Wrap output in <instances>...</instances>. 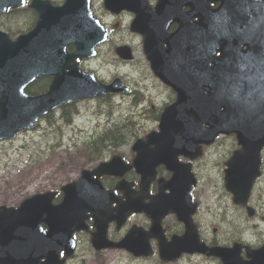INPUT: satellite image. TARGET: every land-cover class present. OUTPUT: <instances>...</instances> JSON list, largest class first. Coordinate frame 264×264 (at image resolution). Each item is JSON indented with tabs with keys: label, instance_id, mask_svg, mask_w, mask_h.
<instances>
[{
	"label": "water",
	"instance_id": "95a60500",
	"mask_svg": "<svg viewBox=\"0 0 264 264\" xmlns=\"http://www.w3.org/2000/svg\"><path fill=\"white\" fill-rule=\"evenodd\" d=\"M197 1L158 0L153 8L147 0H105V7L111 11H134L130 28L142 34L151 69L172 87L175 100L162 108L158 130L133 143L135 157L131 165L114 157L92 171H83L77 180L61 187L63 199L56 205L52 204L54 193L45 192L24 199L17 208L0 206V264H62L60 250L65 256L73 251L72 231L84 227L86 212L101 213L106 204L99 199L105 194L99 180L103 174L122 176L133 166L143 186L155 176L157 165H165L172 175L159 182L160 194L164 195L163 189L168 188L166 199L175 196L188 211V191L195 178L191 164L182 163L177 157L200 154L201 145L211 143L220 132H234L241 146L226 162L225 182L234 193V201L246 200L258 173L255 168L259 151L264 146V84L255 86L248 78L258 73L259 82H264V72L255 69L264 57L258 54L255 58H242L239 38L214 30V9L210 6L214 0ZM22 2L0 0V10ZM29 6L38 12L29 32L11 40L0 30V139L12 138L18 130L32 127L40 115L56 106L126 90L118 78L104 84L78 67V60L95 54L94 46L107 33L92 16L89 0H65L61 6L33 0ZM183 6L190 9L184 13ZM197 13L199 20L191 22ZM172 21L178 26L168 33ZM69 44H75L73 51L67 50ZM116 51L123 58L131 57L128 46L117 47ZM217 51L219 55L215 56ZM39 75L52 77L48 89L41 94H28L25 87ZM116 188L126 187L119 182ZM77 195L81 196L76 198ZM126 199L125 207L137 209L130 197ZM41 223L47 225V230ZM100 230L92 238L97 248L106 245L101 243V227ZM184 236L178 240L186 238L197 251H204L192 224L187 225ZM127 243L142 246L135 237L128 238ZM210 253L230 264L216 247Z\"/></svg>",
	"mask_w": 264,
	"mask_h": 264
},
{
	"label": "rangeland",
	"instance_id": "374dc122",
	"mask_svg": "<svg viewBox=\"0 0 264 264\" xmlns=\"http://www.w3.org/2000/svg\"><path fill=\"white\" fill-rule=\"evenodd\" d=\"M54 1L62 3L63 0ZM91 5L94 14L111 29V33L105 43L98 45L96 56L81 60L79 66L82 70L95 73L103 82L118 76L129 87V92L79 100L66 106L71 113L74 108L77 109L70 123L64 121L62 107L54 109L40 118L33 128L19 132L11 140L0 141V205L17 207L25 198L35 193L59 190L61 185L78 178L82 169L95 167L98 163L95 160L104 148L82 147V141L96 127L92 119L96 121L100 118V125L104 126L118 124L117 127L121 126L123 131L130 134L125 144L107 146L114 149L107 151L101 160L115 153L122 158H131L130 147L135 138L144 137L150 130L157 129V116L162 107L172 100V91L152 73L142 51L141 38L128 28L132 14L122 12L113 15L104 8L103 0H91ZM35 19V12L16 8L0 13V28L14 38L31 28ZM120 44L132 47L134 57L131 60L119 59L115 54L114 47ZM49 81L47 76L38 77L26 86V91L39 90V85L43 83H46L42 88L45 89ZM78 124L85 126L87 131H78ZM234 143L233 136H225L209 147L197 163L201 180L208 178L214 182L221 176L224 162L230 155V148H234ZM86 154L91 156L88 160ZM6 163L13 165L4 168ZM255 193L258 196L256 203H260L261 207L259 210L264 213V184L259 185ZM59 199L60 196L55 197L54 202ZM261 224L256 218L240 223L239 228L245 238L256 242L260 239ZM78 239L76 255L66 264H97L87 239L82 236ZM102 261L105 264H157L155 259L134 260L119 251L104 252Z\"/></svg>",
	"mask_w": 264,
	"mask_h": 264
},
{
	"label": "flooded vegetation",
	"instance_id": "af4514ba",
	"mask_svg": "<svg viewBox=\"0 0 264 264\" xmlns=\"http://www.w3.org/2000/svg\"><path fill=\"white\" fill-rule=\"evenodd\" d=\"M153 2L154 0H150ZM218 5V2H214L212 6L215 8ZM197 18H195L196 20ZM176 28L175 24L170 25V31L174 30ZM198 158L193 162L194 169L195 166L198 165ZM260 161H261V175L256 180V185L260 183H264V148L260 150ZM158 176H165L167 177V173L164 175V171L161 169V167L158 169ZM198 177V176H197ZM223 177V173L221 176ZM130 181H132L133 189L136 191L137 195L139 196L138 199H142L144 203H148L152 200L153 197H150L157 191V183L156 181H152L149 185L148 191L146 194H142L139 192L138 182H139V176L137 174H133L128 178ZM120 180V178L112 177V176H101L100 181L103 184V186L106 188V190L114 189L116 183ZM214 185V184H213ZM257 187V186H256ZM205 190L204 185L200 186V181L198 177V184L190 190V196L191 200L190 203H194L196 205V210L192 215L193 223L196 227V230L199 234V237L202 241H205L207 245L209 246H224V247H231L235 243H240L242 246L239 250V256H236L235 252H232L231 258L235 262H240L247 264L249 261L252 260L250 256H247L246 246H249L250 249H256L264 245V214L258 215V211H256L254 206H257L258 203L256 201L258 200V196L254 192H252L250 199L248 201V204L253 207L254 211L251 216H245L244 212L246 213V210L244 207L237 206L234 207L237 208L241 216L237 215L235 212L230 214V217H228L227 210L221 207L220 203L218 201L214 202V198L211 202H203L205 200L204 194L207 192H204ZM115 195L118 197H121V200L124 198L121 196L122 192L114 190ZM81 195H77L76 198H79ZM55 197H58L56 195ZM231 198V195H230ZM55 199V198H54ZM58 201H55L53 203H58ZM188 203L189 212L191 211L192 207ZM182 209L185 211V207L178 203ZM202 206H205V215L202 211ZM115 207V204L109 205V209H113ZM194 209V207H193ZM247 214V213H246ZM206 216L210 217L211 222H208L206 220ZM259 216V220L262 222L261 224V230H260V239L256 242L249 240L243 236L241 228H239L240 223H243L245 221H248L251 217ZM214 222H216L218 225H214ZM86 224L88 227L87 232H80V236L85 237L87 241L90 244V234L93 231V219L92 217H88L86 219ZM151 225V219L150 217L144 213H133L131 214L125 222L121 225L119 229H115L114 223L110 222L108 226V237L112 240H118L124 236L126 231L131 227H141L142 229L147 230ZM184 223L177 219L176 214L174 213H165V215L162 216L160 219V226H157L156 230L154 231V237L149 238V243L152 247L153 254L149 257H139V258H150L155 257L157 264H222L220 259L218 257L213 256H207L203 253H186L182 252L179 255H175L173 260L169 261H162L159 258L158 255V238L162 237L164 235L166 241H170L173 236H180L184 233ZM210 231L209 233H206L207 231ZM120 233L118 236L116 233ZM254 235V232L252 233ZM170 255L175 254V251L172 249L167 250ZM103 252V251H102ZM101 253V257L99 258V262L102 263V256L103 253ZM238 254V253H237ZM264 262V257L262 259Z\"/></svg>",
	"mask_w": 264,
	"mask_h": 264
},
{
	"label": "trees",
	"instance_id": "16d2710c",
	"mask_svg": "<svg viewBox=\"0 0 264 264\" xmlns=\"http://www.w3.org/2000/svg\"><path fill=\"white\" fill-rule=\"evenodd\" d=\"M116 125L118 124L110 126L94 138L90 142L91 147L104 148L106 146H116L126 142L130 138V134L127 131H123L121 126L117 127Z\"/></svg>",
	"mask_w": 264,
	"mask_h": 264
},
{
	"label": "bare ground",
	"instance_id": "6f19581e",
	"mask_svg": "<svg viewBox=\"0 0 264 264\" xmlns=\"http://www.w3.org/2000/svg\"><path fill=\"white\" fill-rule=\"evenodd\" d=\"M53 109H54V108H52V109H50L49 111H47L46 113H44V114L40 115V116H39V118H42L43 116H45V115L49 114L50 112H52V111H53Z\"/></svg>",
	"mask_w": 264,
	"mask_h": 264
}]
</instances>
